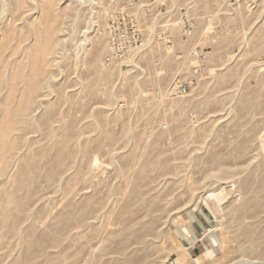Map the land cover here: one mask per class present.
Listing matches in <instances>:
<instances>
[{"label": "rangeland", "instance_id": "374dc122", "mask_svg": "<svg viewBox=\"0 0 264 264\" xmlns=\"http://www.w3.org/2000/svg\"><path fill=\"white\" fill-rule=\"evenodd\" d=\"M53 2L0 0V264H264V0Z\"/></svg>", "mask_w": 264, "mask_h": 264}, {"label": "bare ground", "instance_id": "6f19581e", "mask_svg": "<svg viewBox=\"0 0 264 264\" xmlns=\"http://www.w3.org/2000/svg\"><path fill=\"white\" fill-rule=\"evenodd\" d=\"M53 1H54V0H46V2H45V1L43 0V4H45V6H46V10L48 9L47 12H48L49 14H48V16H45V17H44L45 19L43 18V19L45 20V21H43V24L41 23V24H42V27H41V28L43 29L44 38H46L45 41L47 40V45H46V46H47L49 49L52 48L53 45H55V38H54V37H55V36H54L55 33H54V31L57 29L55 25L58 24V21H57L56 17L53 16V14H52V12H51V10H53L52 7L55 5V4L53 5V3H55V2H53ZM55 1H56V0H55ZM44 2H45V3H44ZM51 5H52V7H51ZM43 7H44V6H43ZM51 8H52V9H51ZM44 9H45V8H44ZM50 12H51V13H50ZM45 13H46V12H45ZM46 17H47V18H46ZM41 24H40V25H41ZM50 28H54V30H53V32H52L51 34L47 35V33H49V29H50ZM39 29H40V28H39ZM36 30H37V29H36ZM36 32H37V31H36ZM40 32H41V30H40ZM55 32H56V31H55ZM8 34H9V33H8ZM5 35H6V34H5ZM5 35H4V36H5ZM38 35H42V32H41L40 34H38ZM2 37H3V36H2ZM7 37L9 38V35H8ZM5 39H6V37H3V43H2V45H1V48H2L3 45H5V42L8 43V41L10 40V38H9V40H5ZM41 39H42V38H41ZM38 40H40V37H39V36H38ZM40 43H41V41H40ZM38 44H39V43H38ZM38 44L36 45V46H37L36 48H33V49H34L33 51H37V50L39 49L36 53L40 52V48H39L40 46H39ZM38 46H39V47H38ZM1 48H0V49H1ZM37 48H38V49H37ZM35 49H36V50H35ZM31 53H33V52H31ZM34 64H35V62L32 64V65L34 66V70H33V68H31V71H32V70L34 71V72L32 73V77H31V74H30V76H29V77H31V78H28V77H27V79H28V84H27V85H29V86H27V88H28V87H31V89H34V88L37 89V88H36L37 85L41 84V81H42V80H40V79L44 76V74L42 75V72L45 73V75H46V71H43V69H42L41 67H39V66H37V65H34ZM40 70H41V71H40ZM1 75H2V74H0V76H1ZM99 75L101 76L102 74L100 73ZM102 76H103V75H102ZM13 77H15V76H13ZM13 77H12V80H10V82H9V83L12 84V85H11L10 87L8 86L10 89H11V87H12V88L14 87V89H15V87H16V86H15V80H16V79H14V82H13ZM40 77H41V78H40ZM1 78L4 79V77H2V76H1ZM1 78H0V80H1ZM16 78H17V77H16ZM43 78H45V77H43ZM43 78H42V79H43ZM3 79H2L1 81H3ZM1 81H0V82H1ZM29 81H30V84H29ZM12 82H13V83H12ZM39 82H40V83H39ZM1 83H2V82H1ZM3 84H4V83H3ZM3 84H2V85H3ZM0 85H1V84H0ZM39 86H40V85H39ZM39 86H38V88H39ZM0 87H1V86H0ZM35 89H34V90H35ZM12 90H13V89H11V91H12ZM34 90L32 91V90L29 89L28 91H30L29 93H31V91L34 92ZM9 91H10V90H9ZM13 92H14V90H13ZM15 92H16V90H15ZM15 92H14V93H15ZM21 93H22V92H21ZM21 93H20V94H21ZM23 93H25V92L23 91ZM26 93H27V92H26ZM29 93H28L27 95H28V96L30 97V99H31V96H30V95H32V94L29 95ZM15 94H16V93H15ZM7 95H8V94H7ZM11 96H13V94L10 92L9 96L7 97V101H9L8 98H10V99L13 98V97H11ZM22 96H23V94H22ZM22 96H21V97H22ZM21 97L18 98V99H20L21 102L18 101V103L16 104V106H18V105H20V104L22 103V99H21ZM24 97H25V94H24ZM29 97H28V99H29ZM22 98H23V97H22ZM245 98H246V97H245ZM245 98H244V99H245ZM14 99H15V98H14ZM14 99H12V103H14V101H13ZM25 99H27V97H26ZM7 101H5V102L8 104ZM26 101L28 102V100H26ZM27 102H26V103H27ZM243 102H245V101H243ZM6 103H5V104H6ZM9 103H10V102H9ZM7 104H6V106H7ZM23 104H24V103H23ZM8 105H10V106H9V109H10L11 104H8ZM6 106L3 105V108L6 107ZM21 106H23V105L21 104L19 107H21ZM25 106H27V104H26ZM244 106H245V104H244ZM4 110H6V111L8 112V106H7V108H4ZM11 111H12V115H13V113H15V114H14L15 117H16L17 115L19 116V114H17V113H19V111L16 112V109H15V112H13L14 109L11 110ZM5 114H6V112H5ZM8 115H9V113L7 114V117H8V118H6V115L4 116L5 119H7V124L3 125V128H1V127H2V123H0V125H1V126H0V129L3 130L1 134H3V135H7V136H8V134H9V131L12 130V129H10V128H12V127L9 126L10 124L8 125V123H10V121L8 122V120H9V118H10ZM12 115H11V117H14V116H12ZM18 116H17V117H18ZM17 117H16V118H13V119L16 121V122H14L15 125H14L13 122H12V125H14V126H16V123H17V121L20 120V117H21V116H19L18 119H17ZM11 119H12V118H11ZM11 119H10V120H11ZM11 121H12V120H11ZM20 121H21V120H20ZM22 121H23V120H22ZM1 122H2V121H1ZM5 123H6V121H5ZM20 123H21V122H20ZM20 123L18 122V124H20ZM18 124H17V125H18ZM39 126H40V125H39ZM9 129H10V130H9ZM13 129H14V127H13ZM10 133L12 134L11 131H10ZM11 134H10V136H11ZM3 135H0V137L2 138ZM46 135H47V134H46ZM10 136H9V138H10ZM4 137L6 138V136H3V140L0 141V142H4ZM46 137H47V136H46ZM1 138H0V139H1ZM9 138H8V139H9ZM52 138H53V137H52ZM64 138H65V137H64ZM6 139H7V138H6ZM6 139H5V140H6ZM8 139H7V141H5L4 143H7V142H8ZM53 139H54V138H53ZM53 139H52V140H53ZM66 139L69 140V138H66ZM66 139H64V140H66ZM11 142H12V141H11ZM11 142H10V144H9L10 147L13 145V142H12V145H11ZM64 142H65V141H64ZM67 142H69V141H67ZM4 143H2V144L0 143V144L2 145V147L5 146L4 149H2V147H1V145H0V149H2V150H7V148H8L9 146L6 147L7 144H4ZM10 147H9V149H10ZM5 148H6V149H5ZM11 149H12V148H11ZM11 149H10V150H11ZM66 150H67V149H66ZM11 151H12V150H11ZM11 151L7 150V152H10V153H11ZM7 152H6V151L2 152V151L0 150V160H1V159H3V160L6 159V157L4 156V154H6ZM35 153H36V152H35ZM35 153H34V156H35ZM64 153H65V152H64ZM64 153H63V152H62V153L59 152V153L57 154L58 156H57V155H56V157L54 156L55 159L48 158V159H47L48 162H46V164L44 163V166H46V165L48 166L49 164L53 163L52 166L54 167V169H55L56 167H58V166L61 167V168H63L62 166H66V164H63V162L65 163L66 160H67V158H66V159L64 158V157H66V155H65ZM71 153H72V151H71ZM150 153H151V152H150ZM38 154H39V152H38ZM7 155H9V154H7ZM7 155H6V156H7ZM69 155H70V153H69ZM149 155H150V154H149ZM38 156H39V155H38ZM72 156H73V155H72ZM153 156H154V155H153ZM2 157H3V158H2ZM4 157H5V158H4ZM68 157H69V156H68ZM70 157H71V156H70ZM52 158H53V157H52ZM25 159H26V158H25ZM25 159H23V163H24V164H25V162H27V161L29 162V159H26V161H25ZM36 159H37V157H36ZM64 159H65V160H64ZM33 160H34V159H33ZM4 161H6V160H4ZM4 161H0V162H1V165H2V166L0 165V174L3 173V168L5 169V166H6V165H4V167H3V164H4V163H2V162H4ZM36 161H38V160H36ZM54 161H55V162H54ZM71 161H72V160H71ZM147 161H148V159H147ZM31 162H32V159H31ZM33 162H34V161H33ZM33 162H32V163H33ZM150 162H151V161H150ZM154 162H156V161H154ZM162 162H163V161H162ZM32 163H31V164H32ZM35 163H36V164H35ZM146 163H147V162H146ZM163 163H164V162H163ZM26 164H27V163H26ZM151 164H152V163H151ZM34 165L37 166V165H38L37 162H34L30 167H32V168H33V167H36V166H34ZM67 165H68V163H67ZM162 165H163V164H162ZM24 166H25V165H24ZM28 166H29V165H28ZM47 166H46V168H47ZM49 166H51V165H49ZM21 167H22V166H21ZM66 167H67V166H66ZM145 167H146V166H145ZM149 167H150V166H149ZM36 168H37V167H36ZM51 168H52V167H51ZM61 168H60V170H61ZM147 168H148V167H147ZM37 169H38V168H37ZM49 169H50V168H49ZM150 169H151V168H150ZM33 170H34V168H33ZM41 170H42V169H41ZM50 170H52V169H50ZM50 170H47V171H46V170L44 169V167H43V171H46V173H48ZM142 170H143V169H142ZM153 170H154V169H153ZM1 171H2V173H1ZM23 171H26L25 168L23 169ZM27 171H28V169H27ZM29 171H30V170H29ZM31 171H32V170H31ZM35 171H36V170H35ZM43 171H42V172H39V169H38V170H37V174H38V172H39V174H40V173L42 174V173H44ZM55 171H56V170H55ZM144 171H145V170H144ZM52 172H54V171H51V173H52ZM57 172H58V171H57ZM19 173H20V172H19ZM22 173L24 174V172H22ZM25 173H26V172H25ZM27 173H28V172H27ZM49 173H50V172H49ZM55 173H56V172H55ZM138 173H139V172H138ZM138 173H136V175H137ZM143 173H144V172H143ZM143 173H139V174L136 176L135 179H136L138 182H139L140 180L143 181V179H142V178L144 177ZM39 174H38L37 176H40ZM44 174H45V173H44ZM52 174H53V173H52ZM20 175H21V174H20ZM30 176H31V175H30ZM52 176H53V175H52ZM52 176H51V175H48V176H44V177H45V178H46V177H50L51 179H50V178H49V179L52 180ZM20 177H21V176H20ZM26 178H27V177H26ZM28 178H29V177H28ZM42 178H43V177H42ZM45 178H44V179H45ZM20 179H22V177H21ZM20 179H18L17 181H19ZM46 179H47V178H46ZM25 180H26V179H25ZM17 181H16V182H17ZM20 181H21V180H20ZM138 182L134 184L135 187L137 186ZM18 183H21V184H22V181H21V182H18ZM18 183H17V185H18ZM19 185H20V184H19ZM19 185H18V186H19ZM138 185H139V184H138ZM20 186H21V185H20ZM243 187H245V186L243 185ZM243 190H244V188H243ZM8 192H9V191H8ZM11 193H13V192H11ZM11 193H10V195L6 193L8 196H10V197H8V198H10V199H9V201H7V202H11ZM12 195L14 196V194H12ZM13 196H12V197H13ZM256 196H257V195L255 194L254 197L256 198ZM8 198H7V199H8ZM255 198H253V200H254ZM7 199H6V200H7ZM12 199H14V198H12ZM258 199L260 200V198H258ZM259 200H258V202H259ZM13 201H14V200H13ZM5 202H6V201H5ZM7 202H6V203H7ZM209 202H210V204H213V203H215V200H214V201H211V200H210ZM262 202H263V201H262ZM6 203H5V204H6ZM13 203L16 204L15 201H14ZM8 204L10 205V203H8ZM85 204H86V203H85ZM85 204H84V205H85ZM261 204H262V203H261ZM6 205H7V204H6ZM6 205H5V207H2L1 214H0V215H1V218H0V226H1V228H2V227H6V223L4 222V219H5V221H6L8 215L11 213L10 211H9V213H8L7 210L9 209V205H7V207H6ZM254 205L256 206L257 204L254 202ZM3 206H4V205H3ZM12 207H13V206H12ZM12 207H10V208H12ZM7 208H8V209H7ZM6 216H7V217H6ZM3 217H5V218H3ZM79 219H80V218H79ZM79 219H78V220H79ZM4 223H5V224H4ZM3 225H5V226H3ZM129 234H131V236L133 235L132 232H130ZM134 237H135V235H134ZM190 237H191V236H190ZM135 238L138 239L137 237H135Z\"/></svg>", "mask_w": 264, "mask_h": 264}]
</instances>
